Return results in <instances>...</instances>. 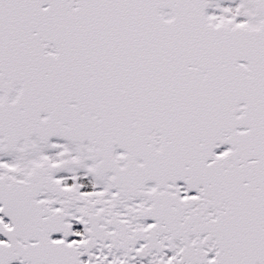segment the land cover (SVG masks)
Masks as SVG:
<instances>
[{
  "label": "snow or ice",
  "instance_id": "6c2138e0",
  "mask_svg": "<svg viewBox=\"0 0 264 264\" xmlns=\"http://www.w3.org/2000/svg\"><path fill=\"white\" fill-rule=\"evenodd\" d=\"M0 264H264V0H0Z\"/></svg>",
  "mask_w": 264,
  "mask_h": 264
}]
</instances>
